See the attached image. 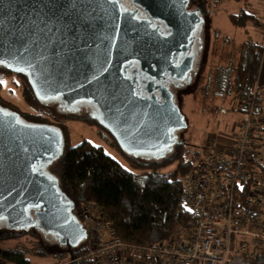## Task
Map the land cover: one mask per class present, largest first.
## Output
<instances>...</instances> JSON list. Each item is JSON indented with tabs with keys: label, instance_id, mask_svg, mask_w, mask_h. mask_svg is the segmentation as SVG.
<instances>
[{
	"label": "water",
	"instance_id": "obj_1",
	"mask_svg": "<svg viewBox=\"0 0 264 264\" xmlns=\"http://www.w3.org/2000/svg\"><path fill=\"white\" fill-rule=\"evenodd\" d=\"M135 2L163 21L169 35L115 0H0V65L26 73L46 103L93 102L127 154L160 158L175 144L174 131L188 124L169 91L162 103L138 96L124 67L137 61L147 76L184 80L192 57L179 66L173 58L190 48L197 17L184 12L190 0ZM63 146L54 126L25 124L20 113L0 109V221L9 230L38 227L76 246L87 232L44 171Z\"/></svg>",
	"mask_w": 264,
	"mask_h": 264
},
{
	"label": "trees",
	"instance_id": "obj_2",
	"mask_svg": "<svg viewBox=\"0 0 264 264\" xmlns=\"http://www.w3.org/2000/svg\"><path fill=\"white\" fill-rule=\"evenodd\" d=\"M201 2L205 12V1L201 0ZM228 19L237 29H246L248 24L261 26L260 21L244 9L239 13L230 14ZM225 42L237 47L230 39L226 38ZM237 50H239L238 61L231 58L228 65L216 66L218 73H223L219 75L221 84L227 83L231 71L235 74L232 101L241 100L249 95L258 77L264 79L262 40H253L249 36L247 41L237 47ZM12 77L20 83L23 100L32 109V113L20 110L18 106L4 98L2 92L5 83ZM58 103L42 101L36 95L26 73L14 74L0 65V109L20 113V120L25 124L54 126L64 141L61 156L54 164L47 167L46 171L55 177L56 187L66 203L74 204L80 211L86 203L97 204L104 210V217L114 224L121 240L130 245L144 246L166 241L175 233L178 226L194 225L193 219L187 215H180L177 220L175 216L179 213L182 197V178L194 167L199 151L194 148L192 155H188L187 144L182 142L175 145L172 154L158 159L149 160V157L132 156L120 147L116 138L104 125L84 118L83 120L99 128L101 138L105 136L104 131L110 135V144L116 147L128 161L129 166L126 167L111 156L102 145H95L88 140L76 146L72 145L69 126L57 121L49 108ZM81 106L85 110L87 104L82 103ZM261 113L262 107L260 115ZM66 114L72 113L66 112ZM69 117V120H72L77 116ZM212 134L222 136L223 132ZM258 134L264 138V121H260ZM250 183L251 180L243 187L244 199L249 192ZM36 230L37 227L31 228L28 232L9 230L5 223L0 221V256L3 260L11 264H32L27 256L46 258L48 247L44 240L29 250L21 247L4 248L1 245L3 242L36 233ZM91 246L88 240L85 244L79 243L77 246L72 244L69 249L58 251L62 253L60 256L56 255L58 252L52 253L58 261H63L67 255L69 260L63 264H95L94 261L87 259ZM227 264H264V256L247 261L234 258Z\"/></svg>",
	"mask_w": 264,
	"mask_h": 264
},
{
	"label": "built area",
	"instance_id": "obj_3",
	"mask_svg": "<svg viewBox=\"0 0 264 264\" xmlns=\"http://www.w3.org/2000/svg\"><path fill=\"white\" fill-rule=\"evenodd\" d=\"M262 27L264 46V22ZM263 103L264 79L258 77L253 91L234 103L242 120L232 133L205 134L194 167L182 178L175 216H189L193 227L180 226L156 244L130 245L100 206L87 203L82 208L92 245L87 259L95 264H227L264 256V138L258 134ZM250 180L244 199L242 190Z\"/></svg>",
	"mask_w": 264,
	"mask_h": 264
},
{
	"label": "rangeland",
	"instance_id": "obj_4",
	"mask_svg": "<svg viewBox=\"0 0 264 264\" xmlns=\"http://www.w3.org/2000/svg\"><path fill=\"white\" fill-rule=\"evenodd\" d=\"M190 1L193 3L194 1L198 2L199 0ZM204 1L206 4L205 16L210 19L209 27L205 34L206 49L204 52L205 57L203 54V58H205L204 64H202L203 66L201 65L200 76L198 77L194 87L180 95L183 113L187 115L186 118L189 121L188 129H182L180 132V135L183 136V140L187 144L188 155H192L194 148L197 151H200V148L206 143L205 134H212L214 132H231V130L235 129V126L238 125L240 120H242L241 112L238 111L234 105L236 100L232 101L234 88L233 80L235 74L231 71L227 77L226 85L224 84L221 86L219 75H222L223 73H218L216 66L220 62H222V64L225 66L228 65L231 58L238 61L239 53L237 52L239 50H237V47L242 45L244 39H247L249 36H251L249 34L250 32H248V28H233L228 20V15L230 13H237L241 8H248L251 4V1L249 2V0H247L246 4L243 1L241 3L235 4H229L227 0ZM257 27L259 34L258 37L260 40H262L263 27L260 25ZM235 31L236 33H239L238 35H240V39L242 40L240 41L241 43H238L237 47L232 45V43L230 44L225 42L226 38L230 40L232 39V35H234ZM2 93L7 101L18 106L20 110L30 113L33 112L32 109L24 102L22 97V87L15 77L10 78L5 83ZM232 106L235 109H232ZM49 108L54 113L57 121L66 123L69 126L71 131L72 145L76 146L84 140H89L90 142L97 145H103L105 150L111 156L119 160L124 166H129L128 161L125 160L121 152L119 153L118 149L110 144V140H101L102 138L99 133V129L96 126L94 127L92 124H89L86 121L79 120L81 118L78 119V117L69 120V116L73 115L66 114L68 111L61 110L57 104H54ZM75 116L77 115H74V117ZM173 152L174 148H170V150H167L163 156H167ZM149 158V160L158 159L155 157ZM261 213L264 217V207L261 210ZM179 227L180 226H178L177 229ZM41 240L46 242L45 244L46 247H48V256L43 259L27 256L32 264H63L69 260L68 256L66 255V259L63 261H58L57 258L54 257L53 253L65 251L69 249L72 244L68 242L61 243L55 237L45 233L40 228H37L36 233L24 235L16 240L3 242L1 245L4 248L21 247L24 250H29ZM88 240L89 239H83L80 243L85 244L88 242ZM61 254V252L56 253L57 256H60ZM3 264L11 263L4 260Z\"/></svg>",
	"mask_w": 264,
	"mask_h": 264
},
{
	"label": "flooded vegetation",
	"instance_id": "obj_5",
	"mask_svg": "<svg viewBox=\"0 0 264 264\" xmlns=\"http://www.w3.org/2000/svg\"><path fill=\"white\" fill-rule=\"evenodd\" d=\"M115 1H118L120 3V7L122 11L134 14V17L138 21L148 23L151 26V28L158 30V32L162 36L169 35V28L167 27V25L163 21L153 17L146 9H144L139 4H137L135 0H115ZM184 12L188 15L196 16L197 24L192 34V43H191L190 48H187L185 52L182 51L176 54L173 58V62L176 66H179L182 64V62L187 57H192V70L187 75V77L184 80H176L173 77H170V78L165 77L162 80H157L154 77L152 78L150 76L143 74L140 68V64L137 61L130 62L124 67V75L127 78H130L131 80H133L135 84V88H136V93L138 96L142 98H147L151 100L156 99L160 103H162L164 101L163 95L169 91L172 95L173 104L179 109L180 113L184 116V120L188 124V127H189V123H188L189 121L186 118L187 115L183 113V109L181 106L180 95L182 93H185L191 90L196 84L198 77L200 76L201 65L204 64V59H205L203 58V54L206 49V35L205 34L209 27V18L205 16V12L202 9L201 0H199L198 2L194 1L193 3L190 1L186 9L184 10ZM204 57H205V54H204ZM222 84L226 85V83L224 82H222ZM86 104L87 106H86V109L84 110V108L79 103L73 104L71 106H67L64 103H62L61 110L71 112L73 115H77L78 119L81 118L79 120L85 121L83 119L88 118L92 121L100 123L101 115L97 107L95 106V104L93 102H87ZM92 125L94 127L96 126L94 124ZM181 130L182 129L174 131L173 141L175 142V144L169 147L168 148L169 150L170 148H175V145L185 142L183 140L184 139L183 136L180 135ZM104 133H105V136L101 140L102 141L104 139L110 140V135L105 131ZM162 155L163 153L158 154V156H162ZM44 171H46V169H44ZM49 176H51V178H54V176L51 174ZM36 211H38V208L32 210L31 215L34 216ZM72 215L75 217L78 223L83 225V229L85 230L84 224H83L82 211L76 209L75 207L74 210H72ZM53 237H55L61 243H66V240L61 238L58 235H53ZM85 238L87 239L88 236H85Z\"/></svg>",
	"mask_w": 264,
	"mask_h": 264
},
{
	"label": "crops",
	"instance_id": "obj_6",
	"mask_svg": "<svg viewBox=\"0 0 264 264\" xmlns=\"http://www.w3.org/2000/svg\"><path fill=\"white\" fill-rule=\"evenodd\" d=\"M227 1L229 4L241 3L242 1L245 2V4H246L247 0H227ZM250 1H251V4L248 8H246V9L241 8L237 13H239L243 9L246 10L248 13L254 15L258 19V21H260V24L262 26L263 22H264V2H263V0H257V1L256 0H249V2ZM230 14H235V13H230ZM246 28H248V30H249L248 32H250L249 34L251 35L253 40H258V41L260 40V38L258 37L259 36L258 27L255 24H248V26ZM238 34L239 33H236V31H235L234 35H232V39H231L236 44V46L238 45V43H241L240 41H242L240 39V35H238ZM248 38L244 39V42L247 41ZM244 42H242V43H244ZM222 65H223L222 62H220L219 66L222 67ZM261 118H262V121H264V103L262 106ZM39 259H43V258H39Z\"/></svg>",
	"mask_w": 264,
	"mask_h": 264
}]
</instances>
